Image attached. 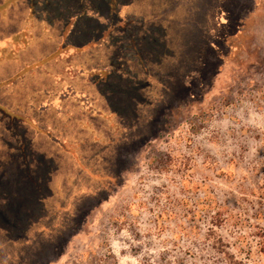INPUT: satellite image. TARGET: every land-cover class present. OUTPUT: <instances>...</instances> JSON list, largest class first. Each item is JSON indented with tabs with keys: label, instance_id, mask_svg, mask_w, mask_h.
Returning <instances> with one entry per match:
<instances>
[{
	"label": "rangeland",
	"instance_id": "obj_1",
	"mask_svg": "<svg viewBox=\"0 0 264 264\" xmlns=\"http://www.w3.org/2000/svg\"><path fill=\"white\" fill-rule=\"evenodd\" d=\"M15 1L0 264H264V0Z\"/></svg>",
	"mask_w": 264,
	"mask_h": 264
},
{
	"label": "crops",
	"instance_id": "obj_2",
	"mask_svg": "<svg viewBox=\"0 0 264 264\" xmlns=\"http://www.w3.org/2000/svg\"><path fill=\"white\" fill-rule=\"evenodd\" d=\"M12 5H16V1L15 0H8V6L7 7H10V8H12ZM6 7V8H7ZM5 8V9H6ZM10 8L8 9V10H10ZM7 10V9H6ZM4 11V12H2L1 14L2 15H4V16H6L7 15V11ZM0 18H2L3 20H6V21H8L9 20V22H11V17L10 16H6L5 18H3V17H0ZM26 21V20H25ZM24 21V22H25ZM34 22H32L31 24H30V26H32V24H33ZM23 35H25V33H17V34H13L12 35V37L7 41V43H6V47H10L11 49H9V52H11V55H6L5 54V52H7L8 50H5V49H1L0 50V60L2 59H4V61H6V62H8L9 64H13V67L14 66H16V73H14V75L12 76V77H15V76H19V77H23V76H26L27 78H29V79H31V78H33V77H36V76H41L42 78H47L50 74H52V67H50L49 66V63L50 62H52V61H55L56 62V60H58V58L57 57H52V54L54 53L55 54V52L57 51H53V52H51V53H49V54H45V55H39V56H37V57H35L33 60H32V62H26L25 63V65L24 66H22V61L20 60V59H18V58H16V55L18 54L19 55V53L21 52V50H23V49H21V47H23L24 45H20V47L18 46V48H17V54L15 55L14 54V50H13V48L14 47H16V45L14 44L15 42H16V39H18V40H21L22 38H21V36H23ZM27 36H29V35H27ZM95 43H97V42H94V44ZM38 44H42V42H39ZM25 45H27V44H25ZM36 47L34 48V51L36 50V49H41L43 46H41V45H35ZM40 46V47H39ZM78 49H82V48H78ZM31 51H32V49H30ZM6 55V56H5ZM22 57H25L24 55H22ZM23 59V58H22ZM17 60H19V61H17ZM21 67H25V69L24 70H22V71H20L21 69ZM17 69H20L19 71H17ZM56 69V68H55ZM8 77H10V76H8ZM12 77H10V78H8V79H11ZM56 79H57V77H56ZM12 81H10L9 82V85H7V87L9 86H13L12 85ZM42 83V82H41ZM41 83L38 85V86H35V87H33L32 89H43V86L41 85ZM29 85H32V81H29ZM0 88H1V85H0ZM24 88V87H23ZM17 89V87H15V89H13V90H10L9 88H8V90H6V91H1L0 92V94L1 93H3L4 95L6 94L7 95V98H9V97H16L17 95L16 94H18V91L16 90ZM23 95H24V97H25V94L23 93ZM25 104L27 105V108H35V105H33L32 103H31V99H27V100H25ZM39 105V107H41V106H45L44 104H41V102L38 104ZM1 108H4V109H8L7 107H6V103L3 101V102H1V100H0V109ZM25 123H27V122H24V124ZM33 123H36V120H34L33 121ZM25 125H28V126H26L25 128H27V133L25 132V135L27 136V137H32V133H33V130L31 129L32 127H34V126H32L30 123H27V124H25ZM47 135H49L48 133H45L43 130H36V137H35V139L33 140V138H32V146L31 147H33V148H31V147H29L32 151H42V150H45V148H47L46 146H42V144H43V142L45 141L43 138H45V139H47ZM25 136V137H26ZM50 136V135H49ZM24 137V138H25ZM52 136H50L49 138H51ZM26 140V139H25ZM27 142V141H26ZM46 142V141H45ZM29 143V142H28ZM47 144V143H46ZM29 146H30V144H28ZM70 155H68V157H69Z\"/></svg>",
	"mask_w": 264,
	"mask_h": 264
},
{
	"label": "trees",
	"instance_id": "obj_3",
	"mask_svg": "<svg viewBox=\"0 0 264 264\" xmlns=\"http://www.w3.org/2000/svg\"><path fill=\"white\" fill-rule=\"evenodd\" d=\"M31 183L34 184V185H37L36 182H34V180L31 178ZM0 186L1 187H7L8 185L5 184V180L0 178ZM232 264V263H231ZM233 264H249L245 261H241V260H236L233 262Z\"/></svg>",
	"mask_w": 264,
	"mask_h": 264
}]
</instances>
